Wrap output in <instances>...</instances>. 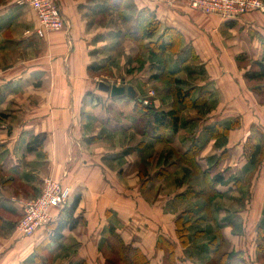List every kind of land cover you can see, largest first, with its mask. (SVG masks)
<instances>
[{"label":"crops","instance_id":"1","mask_svg":"<svg viewBox=\"0 0 264 264\" xmlns=\"http://www.w3.org/2000/svg\"><path fill=\"white\" fill-rule=\"evenodd\" d=\"M106 1L59 0L65 29L40 37L32 7L0 0V264H37L35 255L41 251L67 256L63 264H106L101 243L111 226L152 264L165 263V253L157 246L160 237L174 245L178 264H200L191 254L186 259L185 248L192 244L181 245L177 217L169 219L171 211L179 210L180 215L183 207L195 221L202 218L194 222L193 232L203 235L193 240L219 237L230 244V251L244 250L248 264H256V231L264 228V104L255 90L259 83L245 75L263 58L264 13L252 11L226 20L194 10L186 0H128L125 26L116 27L108 25L113 15L105 8ZM142 9L157 16L162 30L180 32L179 48L167 54L168 67L182 87L194 89L192 97L197 100L182 111L179 130L167 143L138 127L136 101L147 98L138 95L135 85H129L135 96H112L98 88L97 72L104 68L103 61L114 64L115 71L116 54L127 56L123 63L127 75L137 74L140 48L125 34L134 28ZM95 16L109 22L97 23ZM35 51L39 54L31 56ZM143 61L140 69L148 84L157 66L146 50ZM96 62L101 65L97 71L90 68ZM126 81L130 82L123 77L115 85ZM216 125L221 133L208 134L207 129ZM37 135L45 136L41 147L29 150ZM194 143L199 146L197 169L175 155ZM157 144L166 146L167 161L160 153L158 166L150 170L137 159ZM178 169L180 187L166 197L148 199L146 190L159 187ZM205 171L220 178L210 205L206 207L198 196L175 205V197L187 188L205 189ZM49 176L71 188L70 202L79 198L75 211L79 223L65 229L59 241L47 242L50 227L32 237L16 231L22 211L14 199L38 196ZM197 177L203 186H194ZM206 240L197 246L210 244ZM57 243L63 248L53 253Z\"/></svg>","mask_w":264,"mask_h":264},{"label":"trees","instance_id":"2","mask_svg":"<svg viewBox=\"0 0 264 264\" xmlns=\"http://www.w3.org/2000/svg\"><path fill=\"white\" fill-rule=\"evenodd\" d=\"M109 1V0H107ZM119 1V0H118ZM112 6V5H111ZM119 11L118 9H116ZM122 20L125 21V16L123 12L121 14ZM161 22L158 20L157 16L153 14L149 9H142L136 18V24L134 28L127 31L125 36L132 40L140 49L146 50L148 52L149 61L152 62L154 66H157L158 73L151 77V80H171L169 86V92L173 98V106L170 110H159L154 108L152 104H144L143 101H136V112L138 117L141 118L140 125L138 126L142 133L145 135L152 136L156 141L167 143L170 140V134H175L179 130V122L182 111L192 105H195L197 100H193V88L185 89L182 87V81L177 77V73L170 70L168 67L167 54L168 52H174L179 48L181 42V34L174 28L166 27L161 29ZM162 30V32H160ZM263 50H264V39H262ZM141 63H144L142 59H139ZM138 60V61H139ZM109 66L107 63L106 66ZM257 69L250 70L246 73V78L249 81L258 82L259 85L255 87L256 92L259 95L264 94V53L262 61L254 63ZM101 67L97 62L90 68L96 71ZM173 77V80H172ZM156 78V79H155ZM169 83V82H168ZM96 98V97H95ZM96 100L100 101L97 97ZM219 126L210 127L207 129V133L211 135H218L221 133ZM44 135H37L30 140L28 144V149L33 150L41 147L44 140ZM199 153V146L194 143L190 146L188 151L183 154L175 153L178 160L183 161L193 168L197 169L198 164L196 157ZM204 177L206 180V188L200 192L195 191L192 188H187L183 193H179L175 199V205H181L192 199L193 197H200L206 201V207L210 205L211 201L217 197V192L215 190L216 183L219 181V177L212 178L207 171L204 172ZM79 205V198L76 197L68 206L63 210L58 211L55 220L48 223L45 227H50L51 233L47 242L59 241L63 237V231L65 229H74L79 223L78 217L75 216V211ZM193 216L190 211L186 214L179 215L175 220L176 235L183 246H187L191 243L192 238L198 236L199 232H193L192 227L194 222H192ZM201 222L202 218H198L197 222ZM110 235L114 236L117 241V255L115 256L119 263L124 264H152L148 256L133 242H126L123 237L116 231V229L111 226L109 229ZM192 232V233H191ZM257 238L258 250L262 248L264 243V228L259 227ZM259 239V240H258ZM222 240V239H221ZM223 241V240H222ZM46 243V242H45ZM212 243V241L210 242ZM108 241L105 239L102 241L101 250L105 253L108 249ZM158 248L162 249L165 253V263L178 264L180 259H177L176 251L174 245L164 237H160L157 242ZM223 244H218L215 252L221 251L220 247ZM264 246V245H263ZM262 250V249H260ZM257 258H262L259 251H256ZM36 261L39 263L41 261L40 253L35 255ZM106 264H110L112 257L106 258ZM108 259V260H107ZM249 260L246 256L244 250H225L220 252L218 261L214 264H248ZM46 264H49L48 261ZM264 264V263H263Z\"/></svg>","mask_w":264,"mask_h":264},{"label":"rangeland","instance_id":"3","mask_svg":"<svg viewBox=\"0 0 264 264\" xmlns=\"http://www.w3.org/2000/svg\"><path fill=\"white\" fill-rule=\"evenodd\" d=\"M106 4H105V6H106L105 8L107 10L111 9L112 10V15H113V18L111 19L112 22H110L108 25H112V26H116V27L125 26V23L122 20L121 14H122V12L124 13L123 9H125L128 6L129 1L128 0H119V1L118 0H109V1H106ZM116 9H118L119 11H117ZM100 18L101 17L95 16L93 20H96V22L100 23V24H104V23L109 22L108 21L109 19L108 20L105 19L104 21H102V20H100ZM113 22H115V24H113ZM125 41H127V40H125ZM138 49H139V46H138ZM25 54H26L25 52L21 54V60L22 61H24L25 58H26ZM38 54H39V52L35 51L34 55H31V56H35V55H38ZM46 54H43V56L46 55ZM115 57H116V62L118 63V65L115 64V69L116 70L114 71L113 68H112V66L114 64L113 65L110 64L109 66L102 68L99 72H97V73L100 74L99 78H98L99 79L98 82L99 81H104V82H108V83L113 85L117 81H122L123 77H126V80H129L130 82L127 83V81H126V85H119V86L128 87L129 85H135L137 90L139 91L138 95H140L142 97L146 96L145 98H147V102L149 104H152L154 106V108H155V104L157 102H158L157 103L158 104V108H156V109L161 110V108L165 109V108H169L170 106L172 108V106H173V98H172V96H171V94L169 92V86L174 88V85H170L171 84V82H170L171 80L165 78V79H162L161 81L160 80L151 81L148 84L143 82V80H144L143 77L145 76V74H144L145 72H143V70L141 71V69H140V66H141L142 63H141V61L139 59H142V60L144 59L145 60V50L140 49V51L138 52V54L136 56V59L139 60L138 61V65H137V67H138L137 74L134 73V74H131V75H127V73L129 71H127L126 67L123 69V66H124L123 63H124L125 59H127L126 55H124V54H116ZM106 65H107V62L103 61V66H106ZM154 72L158 73L157 70H154ZM113 75L116 76V77H112ZM172 80H173V77H172ZM249 88L251 90H253L252 87H249ZM156 97H157L158 101L155 103L154 100L156 99ZM258 99H259L261 104H264V94L259 96ZM159 100H160L161 104H159ZM170 102H171V104H170ZM144 103L147 104L146 102H144ZM190 112L191 111H188L187 113H190ZM165 149H166V146H160L158 144L154 145L148 151L150 153H147L143 158L141 157V155H139L137 160L139 162H142L145 165V168H149L151 170L152 168H155V167L158 166V159L157 158H159L160 153H163L162 159L164 160V162L167 161L166 160L167 159L166 158V152H164ZM168 150L170 151L171 148H169ZM170 153H171V151H170ZM151 155H153L154 157H152ZM138 168H140V164L138 165ZM179 172H181V171H179V169L176 170L174 172V175L170 179L167 178V180L164 181L163 184H160L159 187H152V188H149L148 190H146V195H147L148 199L153 200V199H156L158 197H166L167 194H169L170 192L172 193L177 188H179L180 185H181L180 184L181 183V181H180L181 174ZM178 174H179V176H178L179 179L176 178V176ZM186 179H187V177H184V181H186ZM194 184H195L194 185L195 187L203 186L202 181H201V179L199 177H197V182L194 183ZM204 186L206 188L205 184H204ZM17 198H24V197H20L19 196ZM189 205L190 204H188L186 206L188 208H190V206L192 207V204L190 206ZM187 207H186V210L188 209ZM152 213L154 214L155 210H153ZM178 214H179V210L178 211H176V210L171 211V216H169V219H171V218L173 219V217L174 218L178 217L179 216ZM181 214H186V212L184 211V207H183L182 211L180 212V215ZM196 221H197V219H196ZM196 221H195L194 218H192V222H196ZM193 228L194 227H192V229ZM41 229H43V228H41ZM39 230H37L32 236H34ZM197 232H199L198 237L203 235L202 231H196V233ZM256 234H257V238H259L260 235L258 236V231H256ZM32 236H28V237H32ZM210 238L211 237H209V236H205L202 239H196V240H193V238H192V240H193V241H191L192 246H189V247L187 246L188 248H185L186 259L188 260V257L191 254L190 258H193L194 261L197 260L198 263H200V264H214L216 261H218V257L220 256V252H223L225 250L227 251V250L230 249L229 248L230 244L226 245L225 242H223L221 240V238H219V237H217L216 239L212 240V243H210V244L206 243V246H205V243H202V245H198L197 246V244L201 240H203V241L205 240L207 242L206 239H208V241H209ZM106 239L108 241L109 246H108V249H106L104 255H105L106 258H108V257H112L113 258V259H109V260H111V262H109V263L110 264H124V263H119L117 261L118 258L115 257L117 255V251H116V249H117V241L114 238V236L108 235V238H106ZM218 244H223V247L222 246L220 247L221 251L215 252V250L217 249L216 247L218 246ZM263 245H264V243L262 244V248H260L262 250H260V249L258 250V246L257 247H253V248H255L254 252L255 251H259V254L262 257V258H259V260H258V262L256 264H263L264 263V246ZM62 248L63 247L59 243H57L55 246H53L51 251L53 253H55V252L60 251V249H62ZM201 248H203L206 251L205 252L204 251H200L199 249H201ZM256 255H257V253H256ZM40 256H41V261L39 263H37V264H46L47 261H48L49 264H61V263L63 264V261H65V259L68 258L65 255H61L60 253H58L57 256H55V255H50V253H47V252H44V251H41ZM164 264H166V263H164ZM167 264H169V263H167ZM251 264H254V263H251Z\"/></svg>","mask_w":264,"mask_h":264},{"label":"built area","instance_id":"4","mask_svg":"<svg viewBox=\"0 0 264 264\" xmlns=\"http://www.w3.org/2000/svg\"><path fill=\"white\" fill-rule=\"evenodd\" d=\"M188 5L201 13L220 16L226 20H238L252 11L264 13V0H186ZM18 5H28L37 15L35 31L43 37L51 31L65 29L66 23L59 0H16ZM144 102L148 103L147 100ZM72 190L54 177H45L41 193L33 198H15L22 216L16 223V231L22 236H32L55 220L58 211L71 202Z\"/></svg>","mask_w":264,"mask_h":264},{"label":"water","instance_id":"5","mask_svg":"<svg viewBox=\"0 0 264 264\" xmlns=\"http://www.w3.org/2000/svg\"><path fill=\"white\" fill-rule=\"evenodd\" d=\"M98 88L102 91L109 92L112 96L123 95L125 93L127 95L135 96V90L132 86L125 87L115 84L111 85L107 82L100 81L98 83Z\"/></svg>","mask_w":264,"mask_h":264}]
</instances>
